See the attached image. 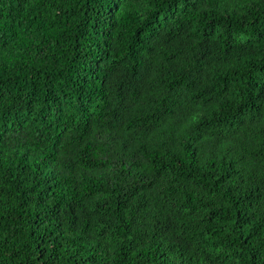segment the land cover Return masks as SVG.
<instances>
[{
    "label": "trees",
    "instance_id": "obj_1",
    "mask_svg": "<svg viewBox=\"0 0 264 264\" xmlns=\"http://www.w3.org/2000/svg\"><path fill=\"white\" fill-rule=\"evenodd\" d=\"M0 264H264V0H0Z\"/></svg>",
    "mask_w": 264,
    "mask_h": 264
}]
</instances>
